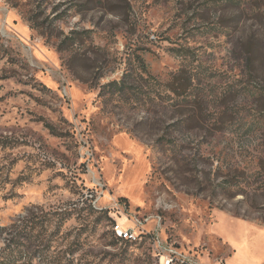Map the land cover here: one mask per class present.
<instances>
[{
	"label": "rangeland",
	"instance_id": "obj_1",
	"mask_svg": "<svg viewBox=\"0 0 264 264\" xmlns=\"http://www.w3.org/2000/svg\"><path fill=\"white\" fill-rule=\"evenodd\" d=\"M183 68L199 101L178 131L188 111L158 82ZM126 74L140 89L113 86ZM260 90L264 17L229 0H0V262L264 248L235 222L264 230Z\"/></svg>",
	"mask_w": 264,
	"mask_h": 264
},
{
	"label": "trees",
	"instance_id": "obj_2",
	"mask_svg": "<svg viewBox=\"0 0 264 264\" xmlns=\"http://www.w3.org/2000/svg\"><path fill=\"white\" fill-rule=\"evenodd\" d=\"M231 4L238 5L239 7L244 6L250 12H257L258 15L264 17V0H259V2H252L251 0H229ZM186 53V52H184ZM188 53V52H187ZM143 63V62H142ZM143 67L145 68V64L143 63ZM147 70V68H145ZM135 76L131 74H126L119 82L116 81L113 83L115 88L124 91H135L137 86L135 83L137 79L133 78ZM140 81V80H139ZM193 75L186 71V69H181L176 73L171 74L170 78L167 82L161 83L160 81L158 84L162 87V92L164 93L162 99L167 98V93L174 95L178 100L177 103L179 106H183L187 109L185 119L175 122L174 124L170 125V128L174 130H181L189 122L196 118L195 114H192L193 111H196L198 100V95L194 94L193 89ZM140 89V88H138ZM262 95H264V90L259 91ZM169 98V97H168ZM200 108V107H199ZM192 109H194L192 111ZM192 111V112H191ZM198 113V112H197ZM199 118L202 116V110L200 109V114L198 113ZM17 257L12 255H8L4 262H0V264H14L17 261Z\"/></svg>",
	"mask_w": 264,
	"mask_h": 264
},
{
	"label": "crops",
	"instance_id": "obj_3",
	"mask_svg": "<svg viewBox=\"0 0 264 264\" xmlns=\"http://www.w3.org/2000/svg\"><path fill=\"white\" fill-rule=\"evenodd\" d=\"M235 222H239L241 223V225H243V227L248 228L249 232H246V231L244 232L253 234L254 240L258 238L260 244L261 242H264V230H261V229L252 230L251 226H249L245 222L238 221V220ZM235 222H232V223H235ZM244 235L245 234H243L242 238H239V239L238 238L234 239L235 237L230 238L228 236L225 237V235H221L222 239L225 241L228 247L233 251V256L230 257L226 263H221V264H234V262H236V264H264V248L262 247H258L256 249L254 248V250H251V254L246 252L245 250L246 241H243ZM231 240L233 241V243ZM254 252H257V253H254ZM217 264H220V263H217Z\"/></svg>",
	"mask_w": 264,
	"mask_h": 264
},
{
	"label": "built area",
	"instance_id": "obj_4",
	"mask_svg": "<svg viewBox=\"0 0 264 264\" xmlns=\"http://www.w3.org/2000/svg\"><path fill=\"white\" fill-rule=\"evenodd\" d=\"M117 235L124 239V240H137L138 235L135 234L134 230H123L121 227L116 228ZM159 264H199L198 261L195 263L194 261H181L180 259H177L176 256L170 254L168 256L163 257L160 260Z\"/></svg>",
	"mask_w": 264,
	"mask_h": 264
}]
</instances>
